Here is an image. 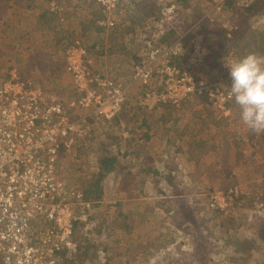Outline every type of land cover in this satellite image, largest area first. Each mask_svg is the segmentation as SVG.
Returning <instances> with one entry per match:
<instances>
[{"label":"rangeland","instance_id":"374dc122","mask_svg":"<svg viewBox=\"0 0 264 264\" xmlns=\"http://www.w3.org/2000/svg\"><path fill=\"white\" fill-rule=\"evenodd\" d=\"M152 1L161 10L175 2L122 0L119 4L115 0L109 11L102 10L96 0H12L10 9L0 4V78L15 66L23 75H36L39 85L53 89L51 97L71 99L70 77L61 74L62 47L74 39L76 43V38L83 49L104 43L111 29L127 23L134 10L140 20L125 40L127 48L116 47L119 63L115 69L108 68L111 78L129 80L134 68L129 52L143 53L141 40L157 31L154 24L159 18L149 22L143 16L145 4ZM185 1L186 7L175 6L180 12L173 23L174 31L183 37L171 43L155 38V50H160L159 55L180 52L176 64L228 90L230 78L224 63L247 55L240 53L242 46H233L236 41L254 43L256 54L264 56V0H236L234 10L225 9L219 0ZM246 7L257 12L248 18ZM48 9L60 15L40 27L36 16ZM108 16L114 26L96 32L98 23ZM239 21H245L243 30L252 32L242 34L244 41L239 39L241 34L227 37ZM54 25L63 35L52 30ZM203 28L210 30L208 37L202 35ZM141 31L146 33L140 35ZM49 35L47 46H34L40 43L35 39L42 41ZM57 39L61 41L55 43ZM20 49L30 55L25 57ZM30 49L43 52L32 55ZM99 53H103L100 60L114 59L101 49ZM96 64L94 68H104ZM150 68L160 67L151 64ZM131 109L137 114L136 108ZM228 111L223 115L202 100H193L179 111L160 109L138 117L132 112L120 116L116 126L95 125L92 141L79 143L72 157L62 162L71 185L83 193L98 178L99 158L106 152L116 156L117 163L113 173L101 180L99 199L91 197L93 211L87 225L76 231V252L69 264H264V134L252 132L241 122L234 102ZM142 120H147L145 126ZM125 131H131L130 142L120 138L123 133L127 136ZM110 134L116 136L104 147ZM168 172L174 179L171 187L165 181ZM130 178L131 185L127 184ZM220 196L229 199L224 209L211 208L217 201L213 199Z\"/></svg>","mask_w":264,"mask_h":264},{"label":"built area","instance_id":"2783aa9c","mask_svg":"<svg viewBox=\"0 0 264 264\" xmlns=\"http://www.w3.org/2000/svg\"><path fill=\"white\" fill-rule=\"evenodd\" d=\"M96 2L109 11L115 0ZM176 17L174 4L163 8L155 35L143 40L145 50L133 68L131 85L143 87L144 92L136 96L135 105L148 111L166 107L179 111L193 100H202L227 115L231 98L217 83L169 61L180 52L159 55L160 50H155V38L161 39ZM111 20L108 16L99 25L110 29ZM63 57L75 97L68 104L33 81L21 79L15 69L0 78V264L70 261L76 226L87 225L94 205L73 188L62 162L72 157L76 143L89 136L95 125L109 124L125 102L132 103L127 88L92 74V61L79 42ZM155 57L159 58L151 61ZM151 64L160 68L152 71ZM213 200L210 207L223 210L229 199Z\"/></svg>","mask_w":264,"mask_h":264},{"label":"trees","instance_id":"16d2710c","mask_svg":"<svg viewBox=\"0 0 264 264\" xmlns=\"http://www.w3.org/2000/svg\"><path fill=\"white\" fill-rule=\"evenodd\" d=\"M13 1L15 3L19 2V0H13ZM120 1L122 2V0H119V4H120ZM11 2H12V0H2V1L0 0V4L1 5L3 4L5 9H10L11 8V7H9V6H11L10 5ZM171 4H174L175 6L177 4H179V7L180 8L186 7V1L185 0H175L174 3H168V5H171ZM33 5L36 6L35 3H33L32 6ZM222 6L225 9H227V10L228 9L229 10H234V7H237L238 5L236 4V0H223L222 1ZM27 8H29V7H27ZM144 8H145V10H147V12L144 13L143 16L145 18L146 17L149 18L148 19L149 22H152V21H154V19L159 18L161 9L158 6H156L153 1L150 4H147V5L145 4ZM177 9L178 8L176 7V16L180 12V11H177ZM244 10H245V13H247L249 15L248 18L251 15H253L254 13L257 12V11L252 10V7H246ZM0 13H2V11ZM58 15H60L59 12L52 14V13L49 12V9L46 10V11L42 10V11H40V13L37 14L36 20L38 21V24L40 25V27L47 26V24H50L51 22H53V20L55 21V19L57 18ZM137 20H140V17H138V12L135 13L134 10H133V12L130 15V19L128 20L130 23L127 21V23H121L120 25H117L115 31H113V29H111V31H112L110 33L111 36L109 38H106V41H104V43H102L103 41H98V43H94L90 47L85 48V50L87 51V53H88V55H89V57H90V59L92 61V66L89 67L90 70H91V72H92V74L99 75L102 79L105 78L106 80L108 79L110 81L113 80V82H116V85H119V86L121 85V88H127L128 89L129 97L132 100V103H130V101L125 102L124 105H123V110L121 111L120 115L117 118H115L112 122L109 123V124L112 123V125H111L112 127L117 125L116 123L118 122L117 120L119 119L120 116L121 117H125L126 114L129 115L130 113L132 114V112H133V116L138 117V115H140V114L146 115V114H150L152 112H156V111H159L160 110L159 109V110L148 111L145 108H142V107H140L138 105H135L136 102L134 103V101L137 99L136 96L143 94L144 90H143V87H139L140 89H137V90H135V92H132V89L135 87L134 85H131V82H133V81H131L132 78H130L129 80H126L124 77L121 78V76H120V78L118 77L117 79H113V78H110V77L106 76V74L103 73L104 70L102 68H97V67L94 68V63L96 62L95 60H97V56H98V59H99L100 57H102V54H103V53H99L100 49L103 50V51H105V52H107L112 57L115 56L116 58H118L117 57V53L118 52L116 53V47L117 48L118 47L119 48L121 47L123 49H126L127 48V45L125 44V42H126L125 40H126L127 36H129L128 34L129 33L131 34L130 31L133 29L132 26H133V24H135L136 22H138ZM60 23H62V20L59 18V24ZM243 25H245V21H239L238 24L233 27V29H230L229 28L230 29L229 32H231V33H229L227 35V37L229 39H231V38H234L235 39L239 34H241V37L239 39H240V41H244V39H242V34H244L243 36H247L249 34H252V32H250L249 30H243L244 29L243 28ZM56 26L57 25H54L55 28L52 29V30L54 32H57L58 31V35H63L64 31H62L61 29H58ZM154 26H155V24H154ZM80 29L81 30H86V27H81ZM103 29H105V28H103L100 25H97V28H95L96 32H98V33H101V31ZM144 29H145V27H144ZM174 29L175 28L173 27V24H171L169 27H167V31L164 34V36H162L161 39L165 40L164 42H167L168 41V43H171L172 41H174V39L177 38V36L179 38V35H177V33L174 31ZM201 32H202V35L203 36H207L208 37V35L210 33V30H207V29L203 28ZM145 33L146 32L141 31L140 32V35L141 34H145ZM132 35H133V33H132ZM147 37L148 36L144 37V41L146 40ZM182 37H180L179 40ZM45 38H47V37H45ZM76 39H77L76 42L79 41V38H76ZM49 40H50V35L48 36L47 39L42 40V41L41 40H38V39H35L34 41H40V43L37 42V44H35L34 46H39L40 45L42 48H44L45 45L46 46L48 45V43H49L48 41ZM60 41L61 40L57 39L55 41V43H58ZM74 41H75V39L73 41L67 43V45H65L64 47H62L61 52H60L61 53V58H60V60H61V68L63 67L62 68L63 71H62L61 74H66L67 76H68V74L65 72V69H64V57L62 59V53L64 55L65 51H67L69 48L73 47L75 45ZM17 42L18 41H16V43ZM132 44H134L133 41H132ZM104 45H106L105 48H103ZM233 46L236 47V48H238L239 46H242L240 48V53H243L244 51L247 54H249V53H256L257 52L256 50H254V47H253L254 46V43H252V42L251 43H245V42H241L240 43L239 41H236L235 44H233ZM91 48L92 49H95L96 48V50L95 51L94 50H91ZM10 49H13V46H11ZM20 50L23 51L24 54H26L25 57H28L30 55V51H26V50H23V49H20ZM37 50H42V49H33V50H31V52H34V53H32V55H37L38 56L39 54H42L43 51L38 52ZM131 50L132 51L129 50L130 51L129 52V56H130V60L132 59V61H133L132 66L134 67V66L139 65V63L141 61H140V58L138 57V50L137 51H135L134 49H131ZM13 53H16V52L13 51ZM11 56H14V55H11ZM178 59H179V57L169 58V61H171L175 65H178L179 63H177V64L175 63V61H177ZM178 67L183 68L181 65H178ZM14 69L16 70L15 66L8 67L6 69V72L4 73L5 74V77L7 76V74L10 71H12ZM16 72H17V74L19 75V77L21 79H23L25 81L26 80L33 81L36 86H38V87H44L45 88V86L39 85L40 82L38 81V78L36 77V75H31V76L27 75L26 76V75H23L22 73H20L17 70H16ZM35 80H37L39 82V84ZM221 90H223L224 92L228 93V90H226V89H221ZM233 102L234 101L232 99H230V101L226 104V107L231 109V106L233 105ZM131 108H136L137 109V114H136V111H132L131 112L130 110H133ZM162 109H169V108H161V110ZM139 110L141 112H139ZM78 114H80V113H78ZM132 120H133V118H132ZM87 122L90 123L89 120H87ZM140 124L143 125V126H145L147 124V120L145 121V123H144L143 120L140 121ZM125 133H127V136H125L124 133H123L122 134V137H120V138H122L123 141L130 142L129 133H131V131H125ZM91 134L89 136H86L83 139L79 140L76 143L75 149H78L79 143L80 144H83L85 141H92ZM108 136H110V139H107V138L104 139V147L107 146V144L110 143V141H112L113 138H115L116 134H110ZM144 137L146 139H149L147 137V135H144ZM115 163H117L116 156L111 155L109 152H106L104 156H101L99 158V163L97 165L98 166V171H99V174L97 173L98 174L97 175L98 178L94 182H92L89 185H87V189L83 192V197L85 198V201L87 200L88 202H90L92 200L91 199L92 195L94 196L93 197V200H98L99 199V195H100V187H99V184H100L101 180L104 178V176H107V175H110V174L113 173V171H114V169H113L114 167L113 166H114ZM123 172H126V171L124 170ZM148 172H151L153 175H159V172L157 170L148 169ZM172 180H174V179H173V177H171L170 172H168L167 173V177L165 178V181L167 182L168 186H170V187H171L170 184H171ZM127 184H129V185L132 184V178H130L129 183H127ZM76 227L78 229V226H76ZM77 229L75 230L74 235H73V242H74V238H75V234H76ZM75 252H76V250L73 249L72 253L75 254ZM83 255H84V253H83ZM69 263H70L69 261H66V260L64 261V264H69ZM104 264H106V263H104Z\"/></svg>","mask_w":264,"mask_h":264},{"label":"clouds","instance_id":"9594fccd","mask_svg":"<svg viewBox=\"0 0 264 264\" xmlns=\"http://www.w3.org/2000/svg\"><path fill=\"white\" fill-rule=\"evenodd\" d=\"M224 66L230 78L228 95L239 106L241 122L252 132L264 134V56L249 53Z\"/></svg>","mask_w":264,"mask_h":264},{"label":"crops","instance_id":"0c3cea01","mask_svg":"<svg viewBox=\"0 0 264 264\" xmlns=\"http://www.w3.org/2000/svg\"><path fill=\"white\" fill-rule=\"evenodd\" d=\"M144 40V39H143ZM143 40H141L142 42H143ZM106 47V45H104L103 46V48H105ZM140 55V53H138V56ZM107 56H105V57H103L104 58V60H100V59H98V60H95L96 62L94 63V65L96 64V63H99L100 65H102L104 68H103V73L104 74H106V76H108V77H112V74H111V69H110V71H109V69L108 68H111L109 65H111L114 69H115V65H116V63H119L118 61H117V59H116V57L115 56H113V60H110V59H105ZM102 59V58H101ZM94 62V61H93ZM109 62V63H108ZM97 65V64H96ZM70 84V83H69ZM71 86V85H70ZM71 89V88H70ZM43 90L48 94V95H50V90H53V89H46V88H43ZM71 91V90H70ZM69 98H71V99H66V100H64V101H62V100H59V99H56V98H54V99H56V100H59V101H61L62 103H64V104H68V101H72V100H74V95H73V93H72V95H71V97H69ZM149 141H151V140H149ZM148 141V142H149ZM148 142H146V143H148ZM165 150H166V148H165Z\"/></svg>","mask_w":264,"mask_h":264}]
</instances>
